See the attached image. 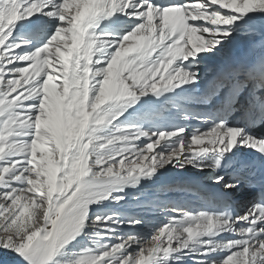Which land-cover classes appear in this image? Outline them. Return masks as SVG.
<instances>
[{
    "label": "snow or ice",
    "instance_id": "6c2138e0",
    "mask_svg": "<svg viewBox=\"0 0 264 264\" xmlns=\"http://www.w3.org/2000/svg\"><path fill=\"white\" fill-rule=\"evenodd\" d=\"M39 13L54 27L28 49L46 25L12 31ZM116 13L126 32L95 30ZM249 13L264 0H0V249L15 264H264V164L214 174L240 149L264 157V16ZM157 106L199 126L134 122ZM168 165L211 170L206 206L142 199V181ZM106 200L141 214H90ZM148 213L166 221L150 238Z\"/></svg>",
    "mask_w": 264,
    "mask_h": 264
},
{
    "label": "bare ground",
    "instance_id": "6f19581e",
    "mask_svg": "<svg viewBox=\"0 0 264 264\" xmlns=\"http://www.w3.org/2000/svg\"><path fill=\"white\" fill-rule=\"evenodd\" d=\"M44 11H47V9H45ZM257 15H262V14L261 13H249L248 14L249 17H254L255 19H257L256 18ZM36 16L38 18H40V20H41L40 22L45 24L46 27H45V29L43 31V34L41 35L39 40L33 39L32 40L33 44L31 43V44L26 46V48H28V49H32V48H35L36 46H39L40 43L44 42V40L47 39V36L50 35L51 31L53 30L51 28L52 20L49 17L43 15V13L36 14ZM43 20H46L47 23H44ZM22 21H24V20L18 21L17 24L15 25V27H14V29L12 31V38L13 39L19 40V39H29L30 38L29 34L24 32L23 25H21ZM240 22H242V21H238L237 23H240ZM130 27H131V25L127 26L124 29L121 28V29L116 30V31L119 34L122 35ZM106 31H108V30H106ZM157 107H159L161 109L159 115L153 114L149 110H146L144 112H140V113L136 114V116L133 118L134 122L141 123L145 127L151 126V125H162L164 127H167L171 123L187 124L188 125L187 131H188L189 134H191V132L196 127L199 126L198 122L195 121V120H191L190 119V120L185 121V120L181 119L180 112L176 111V110H171L170 106H169V110L168 111H165L164 108H162L160 106H157ZM125 115H127V113ZM121 119H123V117H121ZM178 121L180 123H178ZM165 168H173V167L171 165H168ZM165 168H163V169H165ZM163 169H160V170H163ZM172 185L178 186L180 189H183L182 188L183 184L180 183L179 181L178 182H174ZM147 190H148L147 191V196L146 197H142V199H150L148 197V194L150 192H152V191H155V189H147ZM170 192H174V197L173 198H168V199L162 198V199H160L158 201H154V203L171 202L175 206H176V204H182V206L184 208H190L192 210L202 207L200 202H199V200L197 198H195V196H196L195 193H188V192H185V191L183 192L182 190L169 191L167 193H170ZM243 192H245V191L240 190L239 192L235 193V196H239ZM247 203L248 202H241L240 203V205H239L240 212L242 211L241 209L245 207L244 205L247 204ZM99 205L100 204L92 205L91 209H92V207L96 208ZM143 215L145 216V221L146 222H150L149 226L145 227L143 229V231L150 238L149 234L152 232V228L161 226L166 221H165V218L163 217V215H160L159 213H148V214H143ZM187 264H191V262L188 261Z\"/></svg>",
    "mask_w": 264,
    "mask_h": 264
},
{
    "label": "rangeland",
    "instance_id": "374dc122",
    "mask_svg": "<svg viewBox=\"0 0 264 264\" xmlns=\"http://www.w3.org/2000/svg\"><path fill=\"white\" fill-rule=\"evenodd\" d=\"M257 16H256V18H257ZM160 199H162V198H160ZM118 209L124 210L122 212L141 214L139 209H133L131 207H128L127 203H125V202H121V204L117 205V204L111 203L110 201H107V200L103 201L98 207L92 208L90 214H95L97 212L100 214H104V213H108V212H121ZM143 217L145 219L144 215H143ZM151 234H152V232L149 234V236H151ZM78 240H79V238H78ZM87 243H88V241L86 239L82 240L80 243L73 241L71 245L67 246L68 250H61V252L58 254L56 259L68 260V261L75 259L76 255L78 253L76 251H74L73 249L83 248L84 245ZM0 257H3L4 259H6L8 261V264H15V261H16L15 255L11 252H8L5 249H0ZM0 264H4V260H0ZM50 264H51V262H50Z\"/></svg>",
    "mask_w": 264,
    "mask_h": 264
}]
</instances>
